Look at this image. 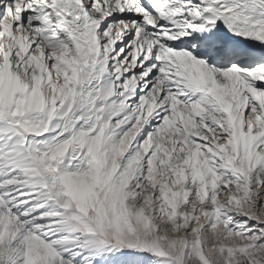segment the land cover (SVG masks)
I'll use <instances>...</instances> for the list:
<instances>
[{
	"label": "snow or ice",
	"instance_id": "6c2138e0",
	"mask_svg": "<svg viewBox=\"0 0 264 264\" xmlns=\"http://www.w3.org/2000/svg\"><path fill=\"white\" fill-rule=\"evenodd\" d=\"M0 264H264V0H0Z\"/></svg>",
	"mask_w": 264,
	"mask_h": 264
}]
</instances>
